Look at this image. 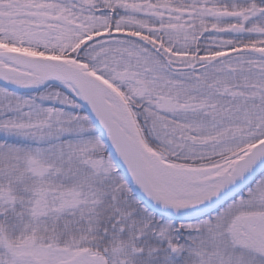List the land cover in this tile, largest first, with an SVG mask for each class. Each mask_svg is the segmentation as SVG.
<instances>
[{
  "label": "snow or ice",
  "instance_id": "obj_1",
  "mask_svg": "<svg viewBox=\"0 0 264 264\" xmlns=\"http://www.w3.org/2000/svg\"><path fill=\"white\" fill-rule=\"evenodd\" d=\"M0 264H264V0H0Z\"/></svg>",
  "mask_w": 264,
  "mask_h": 264
}]
</instances>
